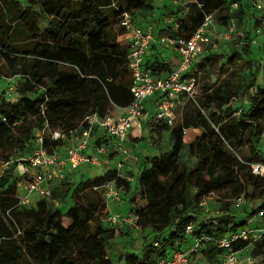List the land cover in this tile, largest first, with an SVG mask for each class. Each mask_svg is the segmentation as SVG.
Segmentation results:
<instances>
[{
	"label": "trees",
	"instance_id": "16d2710c",
	"mask_svg": "<svg viewBox=\"0 0 264 264\" xmlns=\"http://www.w3.org/2000/svg\"><path fill=\"white\" fill-rule=\"evenodd\" d=\"M197 1L202 8L188 5L183 18L174 15L176 10L163 14V19L172 15L180 23L173 36L189 37L201 25L205 13L224 7V0ZM38 3L50 18L44 29L29 8H21L16 0H0V55L12 74L21 77L16 86L20 97L15 103L0 96V161L13 158L2 156L7 151L25 155L35 139L34 130H41L44 125L68 134L84 128V119L91 114L103 117L113 108L124 109L133 102L126 67L128 46L123 44V31L113 29L121 12L146 17L147 12L152 13L153 3L150 0H38ZM245 9L243 6L237 11L239 25L251 19ZM250 36L248 30L237 40L240 46L232 50L230 60L238 53L250 56ZM152 68L160 73L168 69L161 67L158 59ZM251 80L250 87L256 86L253 97L237 118L229 103L239 96L238 90L219 88L200 100V105L224 107L222 121L215 122L214 113L206 115L196 109L189 119L184 118L170 130V150L151 159L150 167L139 178L141 188L147 192V205L136 211L135 223L140 228L154 229L155 240L143 252V260L126 254L125 264H154L166 257L170 248L182 244L185 227L197 218L186 211L202 196L227 188L235 199L245 194L246 188L252 191L245 194L246 198L264 196V177L251 175L249 163L233 162L224 152L225 145H246L250 154L258 151L259 136L264 132V86H257L256 79ZM30 94L35 97H29ZM199 127L200 134L194 135L189 146L196 167L183 173L180 185L177 180L160 182L159 176L168 177L176 171L184 147L183 131ZM43 139L48 152L62 145L60 140L51 141L50 135ZM195 173H203L207 179L197 176L199 181L194 186L197 192L193 195L190 179ZM109 181L128 187L115 170L108 169L97 178L79 182L70 196L72 205L61 214L44 199L37 201L36 208H19L12 174L5 171L0 176V264H111L107 247L120 232L101 226L105 204L99 191ZM67 187L68 184H63L54 189L53 199L63 202ZM178 207L185 212H178ZM245 222L238 223L235 216L225 214L201 222L198 235L219 237ZM251 253L254 257L261 256L260 264H264V234L254 243ZM220 254L211 241L203 243L199 253L210 263Z\"/></svg>",
	"mask_w": 264,
	"mask_h": 264
},
{
	"label": "built area",
	"instance_id": "2783aa9c",
	"mask_svg": "<svg viewBox=\"0 0 264 264\" xmlns=\"http://www.w3.org/2000/svg\"><path fill=\"white\" fill-rule=\"evenodd\" d=\"M170 3L185 8L196 4L199 9L202 8V4L197 0H170ZM243 6L247 7L245 10L253 21L251 32H254V35L251 33L250 46H259L258 38L264 37V32L258 26L264 22V0H224L223 9L205 13L203 22L189 37L173 36L180 23L172 15H167L164 20L168 26L167 33L156 38V28L152 22L144 20L137 13L121 12L116 26L123 31L122 38L128 45L126 67L131 79L129 91L133 97L132 104L123 109V116L101 117L91 114L85 117L84 128L79 127L68 134L60 131L50 132L51 141L62 142L55 151L48 152L43 145L44 136L39 135L28 147L25 155L1 160L0 176L5 171L11 172L17 206L28 207L34 197L41 200L53 199L52 188L60 182L66 183L67 168L76 171L86 165L103 167L114 163L110 158L112 154H117L116 157H127L128 137L133 135L135 129H141L142 121L150 111L156 122L171 126L175 119L176 107L183 103V99H193L196 83L190 72L193 66L210 53H214L219 44L237 43L249 30L243 31L239 25L237 11ZM256 22L258 25H255ZM155 42L178 56V64L175 67L160 73L145 66L146 56ZM262 47L264 48V43ZM238 98L235 116L246 110L250 104L247 98ZM213 127L217 131V128ZM247 165L251 175L264 177V160ZM121 166V161L116 162V171ZM103 187L105 200L122 203L123 192L117 188L115 181H109ZM245 203L246 200L241 195L233 200L232 207L238 210L243 208ZM260 214L264 216V211ZM136 218V214L125 219L121 214L113 212L107 217V222L111 225L124 223L138 228ZM252 219H247L244 225L215 238L198 235L202 226L191 222L185 227L184 242L170 248L167 256L157 259L154 264H196L192 256L199 254L203 243L208 241H211L221 254L211 263L203 259V264H238L240 253L244 249H251L264 234V226L256 227Z\"/></svg>",
	"mask_w": 264,
	"mask_h": 264
},
{
	"label": "rangeland",
	"instance_id": "374dc122",
	"mask_svg": "<svg viewBox=\"0 0 264 264\" xmlns=\"http://www.w3.org/2000/svg\"><path fill=\"white\" fill-rule=\"evenodd\" d=\"M16 1L19 3L21 8H29L39 17L42 29L47 26V22L50 18L43 13L38 0ZM150 1L153 3L152 15L149 13L150 11L147 12L145 20L152 22L154 25L161 20L163 14H171L173 13L171 11L176 10L174 15L177 18H183L185 12L187 11L185 6L176 7L170 3V0ZM255 25H258V23ZM258 26L261 27V31L264 32V22L263 24L259 23ZM240 27L243 31H247L249 29L250 33L254 35V32H251L253 21L247 19L240 23ZM113 31L115 32L114 29ZM163 33H166V31H162L159 34L161 35ZM258 40L260 45L251 47L250 56L245 57L243 54L238 53V55L236 54L233 59L230 60V57L233 55L232 50H238L240 45L237 43L232 45L219 44L218 49L214 53H210L209 56L206 57L207 59L204 58L205 60L202 59L200 64H196L190 71L191 76L196 80L193 99H183V103L176 107L174 110L175 119L171 126L166 125L164 122H156L152 111H150L147 119L143 121L144 130L139 134L140 137L136 139H132L131 137V139H129L130 142H127V157H116L117 154H112L110 158L114 160V163H109V165H104L103 167H90L86 165L76 171H72L70 168H67V173L65 175L66 183H58V188H60L63 184H68V193L63 199V202H60L58 199L46 200L50 208L58 209L61 214H65L68 206L72 205L70 196L73 195L75 187L79 182L97 178L103 175L108 169L116 171V162H122L121 168L116 171L118 177L121 178L123 182L128 184V187H126L124 183L117 186V188L123 192L122 203L117 204L116 202L105 200L104 187L101 186L99 189L102 194V200L105 204V209L100 217V224L105 229L115 228L120 232L107 247V256L111 264H125L123 258L126 254L135 255L138 260H143V252L146 251V248L150 247L151 242L155 240V230L150 227L146 229L140 227L136 228L134 226L125 225L124 223L111 225L107 222V217L111 213L117 212L126 219L131 215H135L137 210H141L146 207L147 192L141 188L139 178L142 171L145 168L150 167L151 159L161 157L164 153L170 150V130L177 125H180L184 118L189 119L196 109H199L202 114L206 115L214 113L216 114L215 122L222 121V112L224 107L218 108L215 104H211L207 108H203L200 105V100H202L207 94L215 92L219 88L227 89L231 92L238 90V95L242 98H247L250 102L253 97L254 88L256 87H250L252 81L251 79H256V85L258 84L260 87L264 86V78L262 79L261 75L264 67V48L262 47L264 37L260 36ZM123 44L127 45L125 41H123ZM17 45L18 47L20 46L19 43H17ZM152 49L157 52L156 59L160 58L162 61L164 59L163 56H171L170 54H172L170 50H165L163 48H159L158 46H152ZM20 81L21 77L19 75L12 74V70L0 55V96H3L6 102L15 103L12 101L15 99L18 100L20 96L16 92V86ZM28 96L31 98L35 97L34 94H30ZM239 96L231 99L229 103V105L234 109L239 103ZM115 109L116 108H113L108 115L112 117L124 115V113L116 111ZM238 116L239 115H236L235 117L237 118ZM50 132L53 131L44 125L41 130H34L33 138H36L39 135L47 137L50 135ZM200 132V127L197 129L188 128L183 131L184 147L180 153L176 171L168 177L159 176L158 179L160 182L168 184L173 182V180H177V185H180L183 173H188V171L193 170L196 167V158L190 155L189 146L194 135H199ZM257 148L258 151H256V153L250 154V150L246 145L238 147L225 145L224 152L228 158L237 163H253L259 160H264V132L259 136ZM1 154L2 156H12L13 158L23 156L19 152L15 151H7ZM199 175H202L205 179H207L203 173H195L191 177V192L193 195L197 192L196 187L194 186L195 183L199 181V179H197V176ZM52 189L54 190L56 188L53 187ZM18 193L20 194V191ZM251 193V189L246 188L245 194ZM245 194H242L246 199L245 206L241 209L235 210L232 207L233 200L235 198L231 196V191L228 188L213 191L206 196L200 197L197 202H193L188 211H186V214L195 215L197 217L193 221L195 224L209 222L213 218H219L225 214H229L235 216L238 223L246 221L249 218H253L252 220H254V225L256 227H263L264 216H261L260 213L264 211V196L261 198L256 196L254 199H250V196L248 195V198H246ZM34 198V200L30 201L28 207L22 208H36L37 201L41 199L37 200L36 197ZM200 203H203V205H200ZM177 210L178 212H185L182 207H178ZM63 221L67 222L66 219H63ZM192 259L196 264L204 263L201 262L204 260L198 253L194 254ZM261 259V256L254 257L251 253V249H244L240 253L238 264H260Z\"/></svg>",
	"mask_w": 264,
	"mask_h": 264
},
{
	"label": "crops",
	"instance_id": "0c3cea01",
	"mask_svg": "<svg viewBox=\"0 0 264 264\" xmlns=\"http://www.w3.org/2000/svg\"><path fill=\"white\" fill-rule=\"evenodd\" d=\"M177 7V6H176ZM151 15H152V13H151ZM144 20H145V18L146 17H142ZM164 20L165 19H163V16H162V18H161V20L160 21H158V23L155 25V36H156V38H158L159 36H160V32H165L166 31V33H167V31H168V26H167V24H165V22H164ZM251 21H252V18L250 19ZM256 23H258V22H256ZM117 26H114V30H115V32H116V30H117ZM163 34H165V33H163ZM162 35V34H161ZM122 41H124L123 39H122ZM126 42V41H125ZM153 46H158L159 48H161L160 47V45L157 43V42H155L154 44H153ZM166 50V49H165ZM164 50V51H165ZM172 52V51H171ZM156 51L154 50V49H150V51L148 52V54H147V56H146V59H145V66L146 67H150L152 70H153V63H154V61H155V59H156ZM159 53V52H158ZM171 56H163L164 57V59H163V61L160 59V58H158V61H159V65L161 66V67H163V68H165V67H168V69H166V70H169V69H171V68H173V67H175L177 64H178V56L174 53V52H172V54H170ZM209 56V55H208ZM196 64H198V63H196ZM195 64V65H196ZM194 65V66H195ZM194 66H193V68H194ZM166 70H164V71H166ZM158 71H160V70H158ZM164 71H161V72H164ZM263 72H264V67H263V70H262V73H261V75H262V79L264 78V75H263ZM257 86H258V84H257ZM254 90H255V88H254ZM254 94V93H253ZM17 100L15 99V100H13L12 102H16ZM116 111H119V112H122V113H124V111H123V109H121V108H117L116 107V109H115ZM147 117H148V115L144 118V120L143 121H145L146 119H147ZM142 121V127H141V129L140 130H138V129H135L134 131H133V135H131V136H129L128 137V140H127V142L129 141L130 142V140L129 139H131V137H132V139H136V138H138V137H140L139 136V134L144 130L143 129V125H144V122ZM137 133H138V135H137ZM58 185L59 184H57V185H55L54 187L55 188H57L58 187ZM35 199V198H34ZM34 199H32V200H34ZM37 200H38V198H37ZM36 200V201H37Z\"/></svg>",
	"mask_w": 264,
	"mask_h": 264
}]
</instances>
